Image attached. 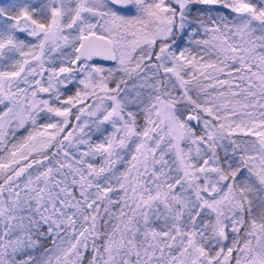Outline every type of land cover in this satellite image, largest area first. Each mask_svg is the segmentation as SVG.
<instances>
[{"label": "snow or ice", "instance_id": "6c2138e0", "mask_svg": "<svg viewBox=\"0 0 264 264\" xmlns=\"http://www.w3.org/2000/svg\"><path fill=\"white\" fill-rule=\"evenodd\" d=\"M0 264H264V0H0Z\"/></svg>", "mask_w": 264, "mask_h": 264}]
</instances>
